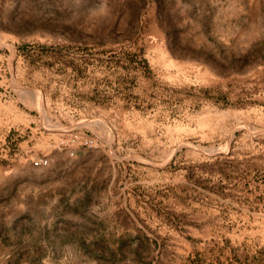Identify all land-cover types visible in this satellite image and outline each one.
Listing matches in <instances>:
<instances>
[{
    "label": "rangeland",
    "instance_id": "obj_1",
    "mask_svg": "<svg viewBox=\"0 0 264 264\" xmlns=\"http://www.w3.org/2000/svg\"><path fill=\"white\" fill-rule=\"evenodd\" d=\"M0 264H264V0H0Z\"/></svg>",
    "mask_w": 264,
    "mask_h": 264
},
{
    "label": "bare ground",
    "instance_id": "obj_2",
    "mask_svg": "<svg viewBox=\"0 0 264 264\" xmlns=\"http://www.w3.org/2000/svg\"><path fill=\"white\" fill-rule=\"evenodd\" d=\"M42 161V160H41Z\"/></svg>",
    "mask_w": 264,
    "mask_h": 264
}]
</instances>
